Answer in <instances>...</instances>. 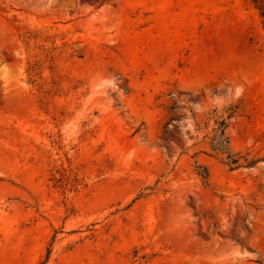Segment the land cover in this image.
Instances as JSON below:
<instances>
[{
  "label": "rangeland",
  "instance_id": "obj_1",
  "mask_svg": "<svg viewBox=\"0 0 264 264\" xmlns=\"http://www.w3.org/2000/svg\"><path fill=\"white\" fill-rule=\"evenodd\" d=\"M0 264H264L251 0H0Z\"/></svg>",
  "mask_w": 264,
  "mask_h": 264
},
{
  "label": "trees",
  "instance_id": "obj_2",
  "mask_svg": "<svg viewBox=\"0 0 264 264\" xmlns=\"http://www.w3.org/2000/svg\"><path fill=\"white\" fill-rule=\"evenodd\" d=\"M251 1L254 4L255 8L258 10L260 17L263 19V24H264V0H251ZM24 36H25L26 40L28 41L30 36L28 34L24 35ZM37 65L38 64L33 63V64H31V66H29V74L31 77L35 75ZM222 134H223V132H222ZM226 144H228L227 138L218 139L216 142V145H217L216 147L218 150H223L226 153L227 162H225V164L227 166H229L231 169L241 165L240 159L245 161L244 165H246V166H251L254 163V161H248L246 157L239 155V153H235V154L229 153L228 148L226 147Z\"/></svg>",
  "mask_w": 264,
  "mask_h": 264
}]
</instances>
